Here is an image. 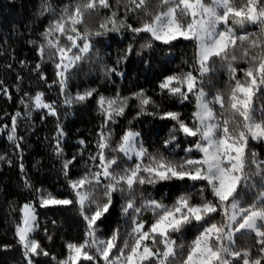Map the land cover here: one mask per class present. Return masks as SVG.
<instances>
[{
    "label": "snow or ice",
    "instance_id": "6c2138e0",
    "mask_svg": "<svg viewBox=\"0 0 264 264\" xmlns=\"http://www.w3.org/2000/svg\"><path fill=\"white\" fill-rule=\"evenodd\" d=\"M124 7L126 13L144 12L148 18L134 27L126 23L127 15L123 20L118 18L110 0H78L62 9L42 33L47 47L54 49V54L59 56L56 74L60 78L62 93L67 86V73L90 54L93 47L88 38L90 33L82 34L77 25L84 22L86 13L108 9L111 14L100 24L103 32L97 31V36L127 28L134 35L145 33L150 36L142 48H151L156 41L172 46L183 40L195 45L193 70L168 75L158 85L167 95L179 98L181 103L190 95L195 102L190 120L182 118L179 112L160 114L161 119L174 122L165 146H179L175 143L178 141L176 133L192 139L183 149L185 157L175 161L160 154H150L139 142L140 134L131 129L120 138L117 148L112 149L111 134H105L102 129L98 152L90 157L98 161L97 170L69 180L74 199H59L37 190L41 207L75 204L86 223V238L79 244L68 243V254L59 264H264V159L249 148L250 141L264 142V103L259 107L255 103L264 101V0H158L155 6L158 11L149 10L148 0H127ZM43 9L55 12L47 3ZM248 24L258 26L259 32L241 34L238 31ZM60 36L67 37V46L61 45ZM73 49L77 51L73 53ZM38 51L43 57L45 45L42 44ZM131 52L132 46L129 45L116 64L119 65ZM217 61L227 72V90L216 89L210 97L205 91V83L211 82ZM240 61L247 66L238 67ZM39 67L36 65L37 69ZM105 74L123 75L116 67H107ZM41 79H44L43 74ZM93 93L94 90H88L74 98L66 97L65 103L84 101ZM34 99L37 109L46 108L48 114L56 115L54 106L44 102L43 93H38ZM129 99L139 102L138 115L156 114L147 111L149 105H158L143 90L132 97L100 96L98 103L105 117V126L124 114ZM19 116L17 112L12 117L9 140H15ZM60 135H63L62 130ZM57 149V155H62L59 141ZM106 150L122 153L129 160L135 156L139 162L117 172L118 159L109 157ZM194 152L199 155H190ZM145 157L147 163H144ZM74 160L75 157L64 161L65 176ZM253 177H259V191L253 202L245 206L241 194L258 187ZM171 181L191 182L192 188L200 184V202L193 203L191 192L185 191L171 205L149 197L137 206V186H155ZM26 186L30 187L27 183ZM97 188H102V199L94 194ZM117 192L128 193L121 211L130 218L131 231L121 234L117 228L104 238L98 234V222L102 223L109 214ZM20 211L21 223L15 231L24 249L26 264H39L35 257L50 254L31 237L38 227L35 207L32 203H25ZM146 211L152 213L150 223L141 218ZM216 215L221 216L220 221L215 220ZM194 224L198 226V234L190 243H178ZM237 233L255 234L259 246L256 254L250 248L241 250L235 246Z\"/></svg>",
    "mask_w": 264,
    "mask_h": 264
},
{
    "label": "trees",
    "instance_id": "16d2710c",
    "mask_svg": "<svg viewBox=\"0 0 264 264\" xmlns=\"http://www.w3.org/2000/svg\"><path fill=\"white\" fill-rule=\"evenodd\" d=\"M77 2L78 0H0V157H3L0 159V264H26L24 249L15 231L16 226L21 223L20 209L25 203L34 205L37 217L38 227L31 233V237L50 254L35 257L39 264H59L68 254V243L79 244L84 241L86 223L79 214L78 206L41 207L37 190H42L44 194L51 193L59 199H74L69 180H76L89 171L97 170L95 165L98 161H93L90 157L98 152L97 143L102 129L105 134H111L112 149L117 148L120 138L131 129L139 132V142L150 154H160L175 161L185 157L183 149L189 146L192 139L176 133L178 141L175 143L179 146H165L174 122L161 119L160 114L174 111L181 113L185 120H190L195 111V102L190 95L187 101L181 103L179 98L167 95L158 85L168 75L193 70L195 45L183 40L172 46L156 41L151 48H142L141 45L146 44L150 36L145 33L134 35L127 28L97 36V31L103 32L100 24L111 14L108 9L86 13L84 22L77 25L82 34L90 33L88 38L93 47L90 54L67 73L69 78L62 93L60 78L56 74L59 56L54 54V49L47 47L42 33L62 9ZM45 3L50 4L55 12L44 11ZM110 3L113 10L118 12V18L123 20L127 15L126 23L134 27L140 26L148 18L144 12L126 13L124 6L127 0H110ZM157 3L158 0H148L149 10L158 11L155 7ZM238 31L241 34L258 33L259 27L248 24ZM56 35L59 36V33ZM59 39L61 45L69 44L66 36H60ZM42 44L45 45L43 57L38 51ZM129 45L132 46V52L117 65L118 57L125 54ZM72 51L74 53L77 50ZM237 55H240L239 51ZM36 65H40L39 69ZM246 66L242 61L238 62V67ZM107 67H116L123 75H106ZM215 67L211 82L205 83V91L210 97L216 89L227 90V72L219 61ZM41 74L44 79H41ZM240 76L242 78V74ZM88 90H94L88 99L65 103L66 97L74 98L78 93L83 94ZM141 90L158 105L147 107L148 112L156 114L138 115L139 102L129 99L124 114L115 117V122L105 126V117L98 103L100 96L132 97ZM38 93H43L44 102L54 106L56 115L48 114L46 108L35 107L34 98ZM255 103L259 107L264 101ZM216 107L218 110L219 106ZM17 112L20 116L16 119L15 140H9L8 137L12 134V117ZM257 118L259 119V113ZM61 130L63 135H60ZM58 141L63 150L62 155H57ZM249 148L257 152L260 159H264V142L250 141ZM106 154L117 157L120 165L116 168L117 172L139 162L135 157L129 160L122 153L111 150H106ZM190 155L196 157L199 154L194 152ZM73 157L75 160L69 165L65 176L63 163ZM147 162L145 157L144 163ZM253 182L258 187L241 194V202L245 206L253 202L255 193L259 191V177H253ZM190 184L187 181H171L155 186H137V206L149 197L171 205L185 191L191 192L193 203H199L201 185L197 184L192 188ZM94 194L102 199V188L95 189ZM127 198V192L114 193L109 214L102 223L98 222V234L107 238L117 228L121 234L131 231L130 218L121 211ZM208 198L211 199V196L208 195ZM141 218L150 223L152 213L146 211ZM215 220L220 221L221 216L216 215ZM197 234L198 226L194 224L190 231H185L178 243H190ZM235 246L241 250L250 248L253 254H256L259 247L254 233H237Z\"/></svg>",
    "mask_w": 264,
    "mask_h": 264
},
{
    "label": "rangeland",
    "instance_id": "374dc122",
    "mask_svg": "<svg viewBox=\"0 0 264 264\" xmlns=\"http://www.w3.org/2000/svg\"><path fill=\"white\" fill-rule=\"evenodd\" d=\"M132 131H135V130H132ZM135 132H138V131H135ZM139 133V132H138ZM138 140H139V137H138ZM133 157H135V156H133Z\"/></svg>",
    "mask_w": 264,
    "mask_h": 264
}]
</instances>
